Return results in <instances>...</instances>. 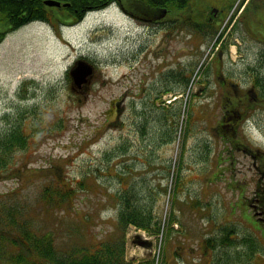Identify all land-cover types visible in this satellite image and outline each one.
Instances as JSON below:
<instances>
[{
	"label": "rangeland",
	"instance_id": "rangeland-1",
	"mask_svg": "<svg viewBox=\"0 0 264 264\" xmlns=\"http://www.w3.org/2000/svg\"><path fill=\"white\" fill-rule=\"evenodd\" d=\"M252 21L248 33L232 17L201 35L166 36L167 25L113 4L74 25L33 21L8 33L0 138L23 131L28 143L0 150V264H15L12 240L24 231L50 235L64 258L108 242L123 231L118 197L128 193L161 230L129 224L125 261L264 264V9L251 8ZM80 59L95 67L85 91L68 74ZM223 80L238 91L221 90ZM115 103L120 120L107 125ZM231 116L241 126L227 125Z\"/></svg>",
	"mask_w": 264,
	"mask_h": 264
},
{
	"label": "trees",
	"instance_id": "trees-1",
	"mask_svg": "<svg viewBox=\"0 0 264 264\" xmlns=\"http://www.w3.org/2000/svg\"><path fill=\"white\" fill-rule=\"evenodd\" d=\"M61 3L70 4L69 7L64 8L67 17H71L73 21H77L82 18L85 12L91 9H100L115 0H57ZM146 3L150 7H187L189 0H140ZM192 2V1H191ZM182 15V14H180ZM58 18L59 15L47 9L43 3V0H0V26L5 27L1 32L0 38H4L5 34L14 31L30 20L46 18L51 19ZM60 19V18H58ZM62 21V19H60ZM193 22V19H191ZM182 80V73H179ZM258 85H263L262 83L256 82ZM264 87H262L263 89ZM164 118L169 120L168 111L165 112ZM174 125L173 121L171 122ZM21 131V129H20ZM23 131L21 134L12 130L10 133L6 134L4 137L0 138L2 142L0 144V150L5 155H10L11 151L17 148H24L27 146L28 139L23 136ZM1 171L4 169H0ZM125 194V193H124ZM118 207L119 224L123 231L121 235L118 236L115 242H106L104 244H99L91 249H84L80 255L75 253H68L66 256L59 257V250L55 247L53 239L50 235L39 236L33 232L24 231L21 236L20 241L12 242L18 246V254L12 252L13 262L15 264H49L50 262L54 264H128L124 259V246H125V230L129 224H135L138 227L147 229L149 232L158 233L161 230V220L157 219L158 216L155 215L151 210H148L142 204H138V200L135 197L132 198L131 195L121 194L118 197ZM154 223L155 229H151L150 225ZM26 227V226H25ZM8 232L3 231L0 228V239H5L4 235ZM213 244L210 245L211 249ZM227 245V244H226ZM33 248L35 249V254L39 255L42 260L37 261L34 257L28 256L25 249ZM4 250L0 247V254H3ZM47 260V262H45ZM211 262L210 264H214Z\"/></svg>",
	"mask_w": 264,
	"mask_h": 264
},
{
	"label": "flooded vegetation",
	"instance_id": "flooded-vegetation-1",
	"mask_svg": "<svg viewBox=\"0 0 264 264\" xmlns=\"http://www.w3.org/2000/svg\"><path fill=\"white\" fill-rule=\"evenodd\" d=\"M236 2V3H235ZM238 6L240 4L239 0H217V4L210 9V17H208V22L212 25L218 26L221 24L226 18V22L228 23L231 20L232 15H235L236 21L241 23V25H244L243 29L247 30V33L250 32V9H256L255 7H250V0H245L243 4L241 3V6L246 5V7H233V5ZM47 9L51 8L55 14H58L60 19H63L64 9L63 8H57V7H46ZM258 8V7H257ZM264 8V7H262ZM55 9V10H54ZM181 10L185 12L184 9H179L175 7H170L168 9V15L163 19H157L152 22L153 26L157 25H164L166 22L168 23L167 26H170L172 29L176 24L180 22L179 18L180 16L175 15V11ZM129 12V11H127ZM132 14V13H131ZM53 18L57 23H60V19ZM190 17L184 15L183 21L185 22ZM241 20V21H240ZM169 27V30L171 29ZM166 36H171V31L169 33H166ZM224 39V38H222ZM221 43H224L223 40ZM116 109V104H115ZM113 108L111 113L115 111Z\"/></svg>",
	"mask_w": 264,
	"mask_h": 264
},
{
	"label": "water",
	"instance_id": "water-1",
	"mask_svg": "<svg viewBox=\"0 0 264 264\" xmlns=\"http://www.w3.org/2000/svg\"><path fill=\"white\" fill-rule=\"evenodd\" d=\"M46 4L50 6H60L61 3L54 1V0H48L46 1ZM146 8H148L146 6ZM163 14H165V10L163 11ZM93 69L91 66L86 64L85 62H79L77 64V67L71 72V75L73 77V80L76 84L80 85L81 83L86 82V78L90 75H92Z\"/></svg>",
	"mask_w": 264,
	"mask_h": 264
}]
</instances>
